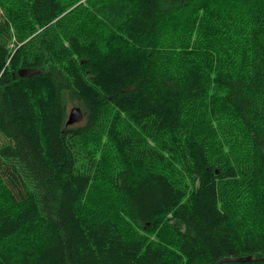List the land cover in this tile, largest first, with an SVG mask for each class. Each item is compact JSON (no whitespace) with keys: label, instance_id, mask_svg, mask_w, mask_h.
Segmentation results:
<instances>
[{"label":"trees","instance_id":"trees-1","mask_svg":"<svg viewBox=\"0 0 264 264\" xmlns=\"http://www.w3.org/2000/svg\"><path fill=\"white\" fill-rule=\"evenodd\" d=\"M219 261L264 264V0H0V264Z\"/></svg>","mask_w":264,"mask_h":264},{"label":"water","instance_id":"water-1","mask_svg":"<svg viewBox=\"0 0 264 264\" xmlns=\"http://www.w3.org/2000/svg\"><path fill=\"white\" fill-rule=\"evenodd\" d=\"M20 77H24L29 75L30 73L28 71L21 70L18 72ZM83 112L79 107H73L69 110L67 120H66V126H72L74 124L80 123L83 120ZM223 261H219L217 264H220Z\"/></svg>","mask_w":264,"mask_h":264},{"label":"rangeland","instance_id":"rangeland-1","mask_svg":"<svg viewBox=\"0 0 264 264\" xmlns=\"http://www.w3.org/2000/svg\"><path fill=\"white\" fill-rule=\"evenodd\" d=\"M72 108H73V107H72ZM70 109H71V108H70ZM70 109H69V110H70ZM69 110H68V112H69ZM67 116H68V114H67Z\"/></svg>","mask_w":264,"mask_h":264}]
</instances>
